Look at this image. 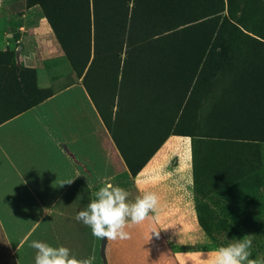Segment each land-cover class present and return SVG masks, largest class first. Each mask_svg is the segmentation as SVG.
Wrapping results in <instances>:
<instances>
[{"label": "rangeland", "instance_id": "1", "mask_svg": "<svg viewBox=\"0 0 264 264\" xmlns=\"http://www.w3.org/2000/svg\"><path fill=\"white\" fill-rule=\"evenodd\" d=\"M188 4V11L196 9L193 16L197 14L193 24L196 26L195 45L192 44L196 61H199L196 134L204 138L227 134L229 138L242 139L230 147L209 144L207 161L215 164L211 190L218 192L214 203L219 210L211 215L205 208L207 203H201L209 216L207 229L214 236L216 249L252 235L250 259H264V0H191ZM157 5L105 0H0V161L4 163V166L0 163V175L5 170L7 176L13 175L11 178L2 176L0 186L11 181L16 182L15 187L26 186L17 175L15 164L19 165L20 154L29 155L31 149L38 146L36 139H51L56 154L58 151L62 153L59 143L69 139L74 152L69 162V180L73 181L70 250L79 260L93 257V264H107L103 253L106 238H94L91 229L76 220L77 213L86 209L87 201L89 203L93 198L88 192V183L77 178V168L84 164L85 170L93 173L89 180L96 185L95 191L107 181L127 190L130 202L140 193L133 186L130 171L118 170L117 176L112 178L108 177L113 176L114 171H107V179L101 178L102 175L97 177L94 174L98 170L96 164L85 159L75 144L77 131L71 129L74 133L59 135L53 125L60 123L63 115L70 125L89 124L87 114L79 109V100L77 103L74 99L79 89V77L87 67L86 86L104 120L109 121V87L113 74L109 73L108 66L96 67L95 63L89 66V62L110 61L111 51L108 47L100 50L99 45L94 50V26L98 37L100 27H106L109 34L111 23L120 31L131 16L138 19L139 9ZM184 8H179L176 13L183 15ZM170 18L166 12L165 22H161V14L158 20H154L155 23L159 21L156 25L159 32L194 20L185 17L169 23ZM142 25L145 28L144 18ZM93 53L96 55L94 59ZM112 57L116 61V50H113ZM226 61L240 62L228 66ZM95 69H98L97 76L94 75ZM104 72L107 73L101 74ZM229 73L237 74L238 84L246 86L250 105L245 113L200 112L208 98L221 95L227 100L216 91L224 89L225 78H233ZM248 88H252L251 93ZM56 106L60 113H57ZM85 106L88 108L87 103ZM222 120L230 121L225 127L228 133L221 129ZM45 148L46 154L50 155L48 145ZM130 150L135 155L141 147H131ZM227 161L229 167H225ZM128 164L136 170L139 163L128 161ZM222 172L225 175L221 177ZM222 198L235 201V205L239 202L240 210H235L233 215V211L220 202Z\"/></svg>", "mask_w": 264, "mask_h": 264}, {"label": "crops", "instance_id": "2", "mask_svg": "<svg viewBox=\"0 0 264 264\" xmlns=\"http://www.w3.org/2000/svg\"><path fill=\"white\" fill-rule=\"evenodd\" d=\"M105 1L145 3L167 0ZM94 27V50L99 45L100 50L108 47L111 51L110 61L89 62V66L92 63L96 67L108 66L109 73L113 74L109 87L110 124L105 122L86 86L87 67L79 77V89L74 99L77 103L79 100V109L87 114L89 124L67 123L63 106L60 123L52 124L55 131L59 135L77 131L75 144L79 152L96 164L98 170L94 174L97 177L102 175L104 179L108 177L107 171H114L108 178L117 176L118 170L130 171L119 145L141 147L143 152L156 147L132 178L140 195L143 192L156 193L157 209L143 223L125 229L130 234L129 239L109 241L106 238L103 249L106 263L206 264V259L218 250L214 236L205 228L209 216L201 207L202 202L207 203L205 208L211 215L219 210L214 203L218 192L211 190L215 164L207 161L209 144L230 147L242 139L229 138L227 134L204 138L197 134L173 132L175 128L193 129L195 133L198 129V61H191L190 57L188 61L158 57L156 46L163 38L172 39L169 32L151 35L152 29L143 28L132 16L120 31L111 23L109 34L106 27H100L98 37ZM113 50H116V61L112 59ZM226 62L236 65L240 61ZM94 75H99L98 69ZM228 75L233 78H225L223 86L226 89L216 91L227 100L221 95L208 98L200 112L245 113L247 89L238 85L237 74ZM55 108L60 113L57 106ZM229 124V120H222V131L228 133L225 127ZM40 139H36L38 146L31 149L29 155L20 154L19 165L15 164L17 175L26 186L15 187L16 182L13 181L0 186V264H35L36 250L30 247L33 240L70 249V196L73 187L65 182L70 181L69 162L73 150L69 139L59 143L62 153L57 150L58 154L53 153L51 139ZM46 145L50 155L46 154ZM0 163L4 166L3 161ZM229 166L227 161L225 167ZM85 168L84 164L77 168V178L88 183V192L92 195L96 185L90 182L89 176L93 173ZM1 173L0 179L2 176L13 177L7 176L6 170ZM219 175L222 177L225 172ZM220 202L228 206L233 215L235 210H240L239 202L235 205V201L224 198ZM242 204L244 206V199Z\"/></svg>", "mask_w": 264, "mask_h": 264}, {"label": "clouds", "instance_id": "3", "mask_svg": "<svg viewBox=\"0 0 264 264\" xmlns=\"http://www.w3.org/2000/svg\"><path fill=\"white\" fill-rule=\"evenodd\" d=\"M129 196L123 187L106 181L93 192V198L86 209L77 213L76 220L90 228L94 238H107L109 241L129 239L130 234L125 229L143 223L158 206L154 192H143L132 202ZM252 244V235H246L235 243L220 247L206 259V264H264V259H250ZM30 247L36 250L35 264H93L94 261L93 257L77 259L65 246L56 247L33 240Z\"/></svg>", "mask_w": 264, "mask_h": 264}, {"label": "trees", "instance_id": "4", "mask_svg": "<svg viewBox=\"0 0 264 264\" xmlns=\"http://www.w3.org/2000/svg\"><path fill=\"white\" fill-rule=\"evenodd\" d=\"M191 0H167V1H158V2H148L149 3H153L154 5L157 6H151L149 9L143 8V9H139V13H138V19L137 17H133L134 19H136L139 24L141 26L142 25V18H144L145 20V29L146 28H150L151 30V35H162L165 33H170V36L172 37L171 40H167V38H163L161 40H159V43L156 46V51H157V56L160 57L161 59H171L173 61H188L189 57L191 58V61H196V52H195V48L194 46L192 47V44L195 45V32H196V26L193 25L195 24V19L197 17L193 16V12L196 11V9H193V11L191 10L190 12L188 11V3H190ZM137 3V2H136ZM147 3V2H145ZM180 4V6H174ZM147 6V4L145 5ZM184 8V14H178L176 12H178L179 8ZM181 11V9H180ZM166 12L169 13L170 15V19H169V23L174 22L175 20H182L183 18H187V17H191L194 20L191 23H187V24H181L180 26H178L177 28L173 29H169V30H164L162 32H159L157 29V23L154 22V20H156L157 18L160 17L161 14V22H165L163 18H165V14ZM158 20V19H157ZM147 26V27H146ZM193 34V36H192ZM189 43H191V45H189ZM216 65V63H215ZM225 65L228 66H235L233 65H229L227 63H225ZM237 65V64H236ZM198 77H199V61H198ZM259 82V81H258ZM239 85V84H238ZM246 88V86H245ZM248 89H252V88H248ZM247 105L249 106L250 103L247 102ZM107 120V119H105ZM182 120H184V116L182 115ZM107 123L110 124V120H107ZM171 131H168V133ZM173 132H181L184 134L187 133H191L193 135H195V131H193V129L189 130V129H185V128H176L173 130ZM119 148L121 150V152L123 153L126 162L128 163V161H134L139 163L137 165V169L134 170L131 166L128 167L131 171V173L133 175H137V173L140 171V169L143 167V165L146 163L147 158L150 156L151 152L156 148V147H150V150H148L147 152H143L142 150H139L137 152V154L133 155L131 153V146H124V145H119ZM134 170V171H133ZM204 211V210H203ZM205 212V211H204ZM205 228L207 229V224L205 223ZM208 233L212 234L211 232L208 231ZM213 235V234H212Z\"/></svg>", "mask_w": 264, "mask_h": 264}]
</instances>
